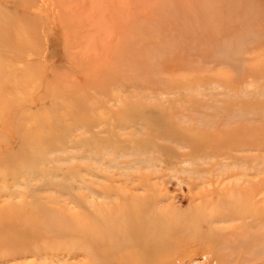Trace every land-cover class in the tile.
I'll return each instance as SVG.
<instances>
[{"label": "rangeland", "instance_id": "rangeland-1", "mask_svg": "<svg viewBox=\"0 0 264 264\" xmlns=\"http://www.w3.org/2000/svg\"><path fill=\"white\" fill-rule=\"evenodd\" d=\"M0 264H264V0H0Z\"/></svg>", "mask_w": 264, "mask_h": 264}, {"label": "bare ground", "instance_id": "bare-ground-1", "mask_svg": "<svg viewBox=\"0 0 264 264\" xmlns=\"http://www.w3.org/2000/svg\"><path fill=\"white\" fill-rule=\"evenodd\" d=\"M134 217H135V216H133V221L135 222ZM145 217H146V216H145ZM146 218H147V217H146ZM148 218H149V217H148ZM148 218H147V219H148ZM144 219H145V218H144ZM147 219H146V220H147ZM150 219H151V218H149L148 220H150ZM152 219H154V220H151L152 225H151L150 223H147V222L145 223V222H142V221H141V222H142L141 224L138 222V223L140 224V226H138L140 229L137 227L138 230H140V231H146L145 228H147V230L149 229V232H148L147 237H148L149 235H151V236H152V235H154V236L156 235V236H157V234L159 233L158 230H159L161 227H163V225L161 226V222L159 221V220H160L159 218H156L155 216H153ZM146 220H145V221H146ZM138 223H135V224L137 225ZM139 224H138V225H139ZM136 225H135V226H136ZM133 228H135V227L133 226ZM161 230H162V229H161ZM135 231H136V230H135ZM138 233H139V232H138ZM144 233H145V232H144ZM160 233H161V232H160ZM134 235H135V234H134ZM139 237H140V236H139ZM147 237H145V238H147ZM142 238H143V237H142Z\"/></svg>", "mask_w": 264, "mask_h": 264}]
</instances>
